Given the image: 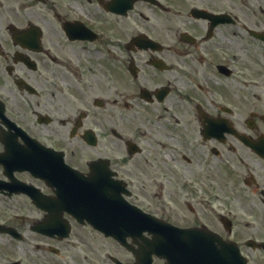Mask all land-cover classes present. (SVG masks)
Wrapping results in <instances>:
<instances>
[{
	"label": "flooded vegetation",
	"instance_id": "1",
	"mask_svg": "<svg viewBox=\"0 0 264 264\" xmlns=\"http://www.w3.org/2000/svg\"><path fill=\"white\" fill-rule=\"evenodd\" d=\"M61 158L264 264V0H0V264H194L51 214Z\"/></svg>",
	"mask_w": 264,
	"mask_h": 264
}]
</instances>
